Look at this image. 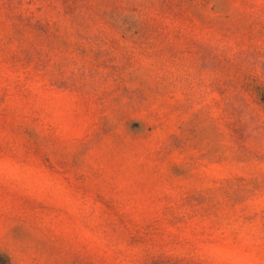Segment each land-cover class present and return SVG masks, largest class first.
Wrapping results in <instances>:
<instances>
[{
	"label": "rangeland",
	"instance_id": "1",
	"mask_svg": "<svg viewBox=\"0 0 264 264\" xmlns=\"http://www.w3.org/2000/svg\"><path fill=\"white\" fill-rule=\"evenodd\" d=\"M0 264H264V0H0Z\"/></svg>",
	"mask_w": 264,
	"mask_h": 264
}]
</instances>
